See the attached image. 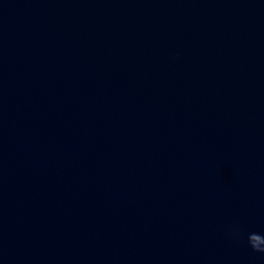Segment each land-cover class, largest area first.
Wrapping results in <instances>:
<instances>
[{"label": "water", "instance_id": "water-1", "mask_svg": "<svg viewBox=\"0 0 264 264\" xmlns=\"http://www.w3.org/2000/svg\"><path fill=\"white\" fill-rule=\"evenodd\" d=\"M0 264H264V0H0Z\"/></svg>", "mask_w": 264, "mask_h": 264}]
</instances>
